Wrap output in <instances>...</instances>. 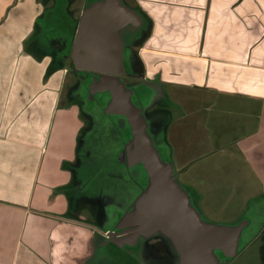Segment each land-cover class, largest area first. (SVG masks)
Here are the masks:
<instances>
[{
    "label": "crops",
    "instance_id": "crops-1",
    "mask_svg": "<svg viewBox=\"0 0 264 264\" xmlns=\"http://www.w3.org/2000/svg\"><path fill=\"white\" fill-rule=\"evenodd\" d=\"M93 1L0 0V264L143 259L104 237L138 196L139 169L118 160L123 118L94 128L93 76L71 61L73 7ZM131 2L149 23L133 78L152 93L162 158L206 223L248 222V248L264 231V0Z\"/></svg>",
    "mask_w": 264,
    "mask_h": 264
},
{
    "label": "water",
    "instance_id": "water-1",
    "mask_svg": "<svg viewBox=\"0 0 264 264\" xmlns=\"http://www.w3.org/2000/svg\"><path fill=\"white\" fill-rule=\"evenodd\" d=\"M142 25L141 16L122 0H95L82 11L70 51L75 70L93 76L88 99L108 96L103 114L121 117L128 126L119 162L129 169L140 167L144 174L143 188L107 241L119 249L133 248L159 235L170 243L177 264H226L237 255L248 222L230 227L204 221L177 182L173 165L160 156L141 108L133 103V91L126 87L123 33L128 36Z\"/></svg>",
    "mask_w": 264,
    "mask_h": 264
},
{
    "label": "rangeland",
    "instance_id": "rangeland-1",
    "mask_svg": "<svg viewBox=\"0 0 264 264\" xmlns=\"http://www.w3.org/2000/svg\"><path fill=\"white\" fill-rule=\"evenodd\" d=\"M131 1L132 0H124L123 2L127 3L129 5H132ZM88 3H90V2H88ZM87 4L86 3L82 4L81 7L74 6L73 10L77 11L76 13H79L80 9H82V8L84 9ZM60 8L62 9V6H60ZM141 28H140L141 30L137 29V30H134L133 32L129 33L128 36L125 35L126 33H123L124 41H127L129 39V43L124 46V60L126 61L125 73L129 74V75L141 74V65H140V61L138 59V55H137V48L141 44L143 39L146 37V35L149 31V23L145 21L143 27H141ZM69 41H70V38H68V43H69ZM127 62L129 64L128 67H127ZM126 80H127L126 87L130 88L133 91L132 100H133L134 105L141 108L142 116L147 121V133L150 136V138L152 139L155 146L160 150L159 151L160 156L163 157V155L165 156V152H166L164 149V144H163V139H162L163 130H161V128H150L148 118L146 119V116L148 117V115H147L146 108L144 106L150 101V98L152 97V93H149V92L147 93L146 92L147 89H145L143 87V85H140L138 87L137 86V84H138L137 80H135V79H129V80L126 79ZM82 87H84V86H82ZM80 89H81V87H80ZM83 99H84V97H83ZM107 101H108V98L106 99V102ZM156 103L158 104V102H156ZM96 127L102 128L100 125H96V123H95L94 128H96ZM105 128H108V126ZM108 131H110L109 128H108ZM159 132H160V134H159ZM113 137H114L113 140H110V141L105 143V147L109 148L111 150H115V148H117V146L120 144V141L118 140V136H116V132H114ZM120 139L124 143L126 141V135L124 137L122 136V138L120 137ZM117 142H118V145H116ZM105 147H103L101 145L100 149L104 150ZM98 150H99V147H98ZM136 168L139 169V170H137L138 172L136 173V171H135L134 175L132 173L130 175H131V180L134 177L133 180L139 185L140 188H139L138 192H140L141 188H143V186H144V174H143V171L140 167H136ZM129 202L131 203V201H129ZM213 220H215V219L213 218ZM213 220H210V221H213ZM207 221L209 223H214V221L213 222H210L209 220H207ZM224 221L230 222L231 219H227V217H226L224 219ZM245 232L250 233L251 231L249 229H247V230H245ZM254 232L255 231H253L251 233L252 236L254 235ZM157 240H162L164 242L165 247H166V251H167L166 255L168 254L167 259H164L161 261L160 260L156 261V260H153L149 257L148 252L150 253V251L148 250V246H149V244L154 243ZM244 243H246L245 239H241L240 246H239L240 252H239L238 256L234 259L227 260L226 264H264V231H263V235H261V238L256 240L248 248L245 246ZM133 248H135V249L134 250L131 249L132 251L129 250L130 253L126 252L125 254H123V256H124L123 258H125V256L127 257L128 254H130V258H132V259H134L135 256L140 255L143 258L142 261L140 260L141 264L144 262H145V264H177V257H176L175 252L173 251L170 243L167 240H165L164 238L160 237L159 235H155V236H153V238H150V239L140 240L138 242V246L133 247ZM133 251H136L137 254L134 255ZM137 258H139V257H137Z\"/></svg>",
    "mask_w": 264,
    "mask_h": 264
},
{
    "label": "flooded vegetation",
    "instance_id": "flooded-vegetation-1",
    "mask_svg": "<svg viewBox=\"0 0 264 264\" xmlns=\"http://www.w3.org/2000/svg\"><path fill=\"white\" fill-rule=\"evenodd\" d=\"M124 65H125V68H126V61L125 60H124ZM128 66H129V64L127 62V67ZM126 79L129 80V79H135V78H133V75L126 74L125 80ZM107 98H108V96H106V95L97 96L96 101L93 100V102H90L91 104L89 103V108L88 109H92V106H94V108H93L94 110H92L91 112L95 116V119H96L95 122H97L98 125L102 126V128L103 127L105 128L107 126H108V128H115L116 124L114 125L109 119L107 120L105 115L103 114V110L102 109H103V107H104V105L106 103V99ZM116 119H117V117L114 118V120H116ZM139 188L140 187H138L137 191L139 190ZM154 244H157L158 245V249L163 252V258L162 259L161 258H157V257H155V255H153L152 246ZM131 249L134 250L135 248H127V249H125L126 251L125 250L124 251L127 252V253H130L129 250H131ZM148 250L150 251V253L148 252V255L153 260H156V261L160 260L161 261V260L167 259L168 254L166 255V253H167L166 247H165V244H164V242L162 240H157L156 242L149 244ZM136 251H133L134 255L137 254Z\"/></svg>",
    "mask_w": 264,
    "mask_h": 264
},
{
    "label": "trees",
    "instance_id": "trees-1",
    "mask_svg": "<svg viewBox=\"0 0 264 264\" xmlns=\"http://www.w3.org/2000/svg\"><path fill=\"white\" fill-rule=\"evenodd\" d=\"M72 37H71V39H73V36H74V32H75V29H76V24H74L73 26H72ZM160 151V150H159ZM162 157V156H161ZM152 251H153V255H155V257H157V258H163V252L162 251H160L159 249H158V245L157 244H154L153 246H152Z\"/></svg>",
    "mask_w": 264,
    "mask_h": 264
},
{
    "label": "built area",
    "instance_id": "built-area-1",
    "mask_svg": "<svg viewBox=\"0 0 264 264\" xmlns=\"http://www.w3.org/2000/svg\"><path fill=\"white\" fill-rule=\"evenodd\" d=\"M104 237L107 238V235H105Z\"/></svg>",
    "mask_w": 264,
    "mask_h": 264
}]
</instances>
